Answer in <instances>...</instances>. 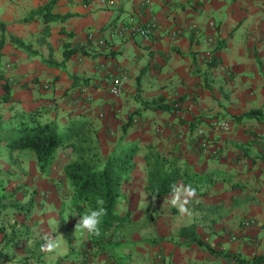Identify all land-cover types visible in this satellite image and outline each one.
I'll return each instance as SVG.
<instances>
[{
	"label": "crops",
	"instance_id": "obj_1",
	"mask_svg": "<svg viewBox=\"0 0 264 264\" xmlns=\"http://www.w3.org/2000/svg\"><path fill=\"white\" fill-rule=\"evenodd\" d=\"M50 1L0 0V126L14 128L30 113L61 129L90 122L103 161L121 139L137 146L118 207L132 212L124 226L139 225L141 238L112 229L120 247L102 253L90 235L75 233L80 216L65 176L80 157L72 148H59L43 176L33 152L4 144L0 197H14L0 201V264H236L182 247L192 239L179 233L192 225L223 254L264 256V0H60L53 14L66 19L46 34L42 19L20 23ZM131 19L157 23L150 40L120 35ZM66 50L76 51L68 61ZM115 79L124 85L119 97L110 92ZM252 110L262 114L235 119ZM153 150L183 175L172 196L148 191Z\"/></svg>",
	"mask_w": 264,
	"mask_h": 264
},
{
	"label": "trees",
	"instance_id": "obj_2",
	"mask_svg": "<svg viewBox=\"0 0 264 264\" xmlns=\"http://www.w3.org/2000/svg\"><path fill=\"white\" fill-rule=\"evenodd\" d=\"M59 1L51 0L47 5L33 11L20 23H31L42 19L46 25L44 30L46 34L49 23L66 19L53 14V10ZM6 27V24L0 22L2 32L6 31ZM12 40L19 43L20 47H25V44L20 40L15 38H12ZM75 53V50H66L64 52L65 61L71 59ZM82 81L84 84L89 83L88 80ZM4 88L7 95H9L10 86L6 83ZM6 100H10L9 96ZM145 106L162 111L174 110L169 106H154L153 103H146ZM260 114H262L261 110H252L235 119H252L257 118ZM39 115L30 113L25 121L15 125L14 128L2 129L0 126V151L2 146L6 144L12 152L25 150L33 152L37 158L39 171L43 176L49 173L59 148H72L76 151L80 157L65 167V176L72 188V208L81 215L85 210L97 206L96 199L98 197L105 200V207L108 211L103 219L100 234L90 235V238L91 242L102 253L112 252L120 245L113 244V238H110L111 236L108 233L112 229H118V227L120 228L131 221L132 212L127 211L120 216L117 214V207L123 194V187L129 184L131 174L136 169V158L140 149L135 145L124 146L123 139H121L107 159L103 161L99 150V141L90 122L81 121L73 123L68 129H61L57 123L40 121ZM134 116L135 114L129 117V122L123 129L124 132L133 125ZM146 163L147 188L150 194L157 199L174 195L179 182L183 180V175L177 164L156 150L151 151L146 156ZM12 197H14L12 194L3 195L0 197V201ZM32 201L34 202L35 198H32ZM117 232L120 234L119 230L113 231L114 234ZM179 234L182 238L192 239L191 243H181L182 247L196 245L215 258H231L236 264H264V256L255 257L249 261L238 255L223 254V252L203 242L197 235V228L193 225L182 228ZM149 244L154 245L155 242L151 241Z\"/></svg>",
	"mask_w": 264,
	"mask_h": 264
},
{
	"label": "built area",
	"instance_id": "obj_3",
	"mask_svg": "<svg viewBox=\"0 0 264 264\" xmlns=\"http://www.w3.org/2000/svg\"><path fill=\"white\" fill-rule=\"evenodd\" d=\"M214 25V24H212ZM157 28L156 22H149L147 24H138L135 22L134 19H131L124 25H122V28L119 30L121 36H141L145 40H150L153 34V31ZM92 36V35H91ZM210 47L214 44L213 39H208L206 42ZM101 44H104V41H101ZM208 57L212 58L213 50H209L207 52ZM123 82L120 79H115L113 81V84L110 87V92L113 96L119 97L123 93ZM176 108L178 109L179 106L176 105ZM218 127L223 130H228L230 128L229 124L226 122H219ZM203 131H199V135H203ZM252 224H255V222H247V226H251Z\"/></svg>",
	"mask_w": 264,
	"mask_h": 264
},
{
	"label": "clouds",
	"instance_id": "obj_4",
	"mask_svg": "<svg viewBox=\"0 0 264 264\" xmlns=\"http://www.w3.org/2000/svg\"><path fill=\"white\" fill-rule=\"evenodd\" d=\"M96 207L89 208L79 215L80 219L76 225L75 233L80 235H99L100 228L104 217L107 215V208L105 207V200L98 197L96 199ZM48 247H52V243H48Z\"/></svg>",
	"mask_w": 264,
	"mask_h": 264
},
{
	"label": "rangeland",
	"instance_id": "obj_5",
	"mask_svg": "<svg viewBox=\"0 0 264 264\" xmlns=\"http://www.w3.org/2000/svg\"><path fill=\"white\" fill-rule=\"evenodd\" d=\"M3 148V147H2ZM6 148V150H9L10 151V149L8 148V147H5ZM4 157V156H3ZM8 156H5V158H7ZM142 171L140 170V168L138 169V171L136 172L137 174H140ZM126 212H125V210H123L122 208H120V207H117V214L118 215H120V216H122L123 214H125ZM119 228V227H118ZM119 232L120 233H122V234H124V232H125V234H127V236H132V238L134 237V239H139L140 240V238H141V227L139 226V225H137V226H135V225H133V227L131 226V227H129L128 229H126V227L123 225V227L121 226L120 228H119ZM120 236H122V235H120ZM158 258V260L160 261V262H165V259L163 260V257H157ZM155 262V261H154ZM166 264V263H165Z\"/></svg>",
	"mask_w": 264,
	"mask_h": 264
}]
</instances>
